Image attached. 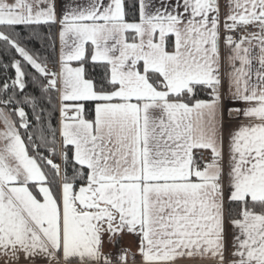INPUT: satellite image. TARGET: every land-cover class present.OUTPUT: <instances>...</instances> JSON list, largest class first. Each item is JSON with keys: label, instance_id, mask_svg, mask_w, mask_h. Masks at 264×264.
Segmentation results:
<instances>
[{"label": "snow or ice", "instance_id": "6c2138e0", "mask_svg": "<svg viewBox=\"0 0 264 264\" xmlns=\"http://www.w3.org/2000/svg\"><path fill=\"white\" fill-rule=\"evenodd\" d=\"M0 259L264 264V0H0Z\"/></svg>", "mask_w": 264, "mask_h": 264}, {"label": "trees", "instance_id": "16d2710c", "mask_svg": "<svg viewBox=\"0 0 264 264\" xmlns=\"http://www.w3.org/2000/svg\"><path fill=\"white\" fill-rule=\"evenodd\" d=\"M29 47H33V48H36L38 50H41L43 51L44 50V45L41 41L39 40H33L30 44H29Z\"/></svg>", "mask_w": 264, "mask_h": 264}, {"label": "crops", "instance_id": "0c3cea01", "mask_svg": "<svg viewBox=\"0 0 264 264\" xmlns=\"http://www.w3.org/2000/svg\"><path fill=\"white\" fill-rule=\"evenodd\" d=\"M133 240L132 237H126V242H131ZM0 264H4V260L0 259Z\"/></svg>", "mask_w": 264, "mask_h": 264}]
</instances>
